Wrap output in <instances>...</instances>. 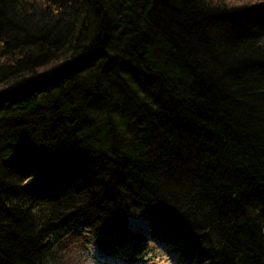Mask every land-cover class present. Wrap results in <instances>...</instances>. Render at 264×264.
Returning a JSON list of instances; mask_svg holds the SVG:
<instances>
[{
    "label": "trees",
    "instance_id": "trees-1",
    "mask_svg": "<svg viewBox=\"0 0 264 264\" xmlns=\"http://www.w3.org/2000/svg\"><path fill=\"white\" fill-rule=\"evenodd\" d=\"M131 216L264 264V0H0V264H60L82 229L137 262Z\"/></svg>",
    "mask_w": 264,
    "mask_h": 264
},
{
    "label": "rangeland",
    "instance_id": "rangeland-1",
    "mask_svg": "<svg viewBox=\"0 0 264 264\" xmlns=\"http://www.w3.org/2000/svg\"><path fill=\"white\" fill-rule=\"evenodd\" d=\"M127 229L133 237H138L142 245L145 244L147 246L146 250H144V253H146L144 259L137 262H129L118 256L108 255V253L98 249L90 234L82 229L80 234L86 241L85 251H82L77 240L71 239L68 242V249L63 254L60 264H196L182 257L168 243L151 241L149 244H146L148 242L149 229L144 219L133 216L129 217ZM99 259L106 261H100Z\"/></svg>",
    "mask_w": 264,
    "mask_h": 264
},
{
    "label": "water",
    "instance_id": "water-1",
    "mask_svg": "<svg viewBox=\"0 0 264 264\" xmlns=\"http://www.w3.org/2000/svg\"><path fill=\"white\" fill-rule=\"evenodd\" d=\"M178 221V216L174 213H169L167 215V222L170 223V224H176Z\"/></svg>",
    "mask_w": 264,
    "mask_h": 264
},
{
    "label": "bare ground",
    "instance_id": "bare-ground-1",
    "mask_svg": "<svg viewBox=\"0 0 264 264\" xmlns=\"http://www.w3.org/2000/svg\"><path fill=\"white\" fill-rule=\"evenodd\" d=\"M100 261H106V260H104V259H99ZM109 262H111V261H109ZM114 264H116V263H114ZM118 264V263H117Z\"/></svg>",
    "mask_w": 264,
    "mask_h": 264
}]
</instances>
